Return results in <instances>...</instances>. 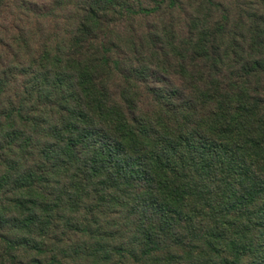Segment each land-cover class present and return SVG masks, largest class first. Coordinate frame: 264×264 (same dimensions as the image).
<instances>
[{"label":"trees","instance_id":"1","mask_svg":"<svg viewBox=\"0 0 264 264\" xmlns=\"http://www.w3.org/2000/svg\"><path fill=\"white\" fill-rule=\"evenodd\" d=\"M239 1L0 0V264H264V4Z\"/></svg>","mask_w":264,"mask_h":264},{"label":"rangeland","instance_id":"2","mask_svg":"<svg viewBox=\"0 0 264 264\" xmlns=\"http://www.w3.org/2000/svg\"><path fill=\"white\" fill-rule=\"evenodd\" d=\"M185 4H189L192 3L193 5H196L197 2H203L204 0H184ZM217 3H225L226 6H230L232 9V16L234 18H237V10L236 8L234 9V5L237 4V1L239 0H216ZM239 3L242 6L247 14L252 15V16H262V12L263 9H261V6L264 4V1L262 0H240ZM75 4V3H74ZM258 11H261V13H258ZM206 14V13H205ZM217 14H214V16H216ZM182 18H184V16H182ZM32 25L35 24L34 21H30ZM62 23V26L60 27L61 32H65V31H69V29L71 28V24H72V19H71V14H70V10H64L61 13L59 11H57L53 18H51V21L49 20V22L47 24H44L45 28H48L49 24L54 25V23ZM147 23V22H146ZM145 22L143 24H146ZM52 27V26H51ZM40 33L42 34V32L40 31ZM40 34V37H41Z\"/></svg>","mask_w":264,"mask_h":264}]
</instances>
